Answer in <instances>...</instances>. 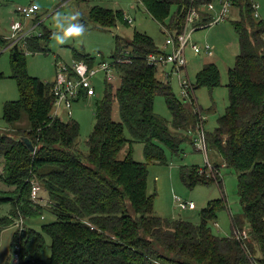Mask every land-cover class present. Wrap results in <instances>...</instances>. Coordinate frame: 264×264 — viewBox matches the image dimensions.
Listing matches in <instances>:
<instances>
[{
    "label": "trees",
    "instance_id": "16d2710c",
    "mask_svg": "<svg viewBox=\"0 0 264 264\" xmlns=\"http://www.w3.org/2000/svg\"><path fill=\"white\" fill-rule=\"evenodd\" d=\"M139 1L155 21L177 36L183 33L191 8L200 13L196 25L204 26L197 30L210 27L206 25L214 19L206 9L213 0ZM254 4L234 0L230 9L236 7L240 12L234 26L241 53L228 72L230 104L213 132H205L203 109L192 96L201 88L221 86L218 66L206 64L197 74L191 103L181 101L148 62L150 55L165 52L151 36L135 31L131 40L115 37L112 59L129 51L131 63L117 65L121 77L117 88L106 84L104 97L97 102L88 153H83L77 146L79 123L51 117L54 83L31 77L27 71L25 50L48 53L51 34L44 32L29 39L25 48L12 49V78L21 97L5 104L3 120L9 129L0 132V183L6 187L0 188V207L11 205L9 214L0 217V234L18 219L42 216L45 210L56 217L41 232L17 230L13 246L15 253L20 246V264H264V22L256 20L260 17H256ZM173 6L177 12L166 25ZM125 17L124 11L99 6L90 11L91 21L105 29L130 25ZM201 48L206 51L205 46ZM74 60L91 67L96 62L80 53L74 54ZM157 96L165 98L175 132L155 113ZM116 103L121 122L113 119ZM201 127L207 148L223 163H215L209 172L208 167L182 166L180 177L191 189L215 183L223 188L221 164L238 173L243 215L232 217L231 237L216 236L209 226L227 208L225 199L208 202L200 213L201 224L193 225L156 215L154 196L148 194V166L167 165L165 148L178 153L186 139L183 131L198 135ZM21 138L31 140L34 153ZM134 143L144 145L146 162L133 158ZM126 147L127 154L120 159ZM33 182L47 194V208L32 201ZM47 249L50 255L45 258Z\"/></svg>",
    "mask_w": 264,
    "mask_h": 264
},
{
    "label": "rangeland",
    "instance_id": "374dc122",
    "mask_svg": "<svg viewBox=\"0 0 264 264\" xmlns=\"http://www.w3.org/2000/svg\"><path fill=\"white\" fill-rule=\"evenodd\" d=\"M252 2L259 5L258 14L260 18H256V20L264 22V0H252ZM32 4H36L40 8L38 15L34 18L25 19V17L17 13L18 8L28 7ZM212 4L215 6V10L208 13L212 17L217 18L220 11V2L219 0H213ZM95 6L113 11H124L126 16L134 19V23L128 26L118 24L116 27L108 29L98 27L90 19V11ZM176 12L177 6H173L171 14L165 22L166 25L170 24ZM77 13L79 15L76 21L67 18V16ZM57 17H64L62 22L65 27L70 23L84 25L83 33L79 37L65 38L63 29L57 28ZM37 20L40 22L37 27V34L49 32L52 37L48 43V53H29L25 50L27 71L31 77L39 78L48 83H53L56 80L57 63L72 66L75 61V53L90 55L95 58L96 69L103 62H113L112 56L116 47L115 37L119 36L125 40H131L135 31L151 36L163 52L169 51L165 47L166 35L163 32L164 26L150 16L139 0H0V132H5L9 129V125L3 120L5 104L18 101L21 97L18 83L16 79L12 78V54L10 49H8L12 42V25L17 21H22L24 28L29 29L37 23ZM239 20L240 12L234 7L233 11L231 10L227 15L225 22L194 32L191 42L201 47L209 45L213 51L212 57L206 55L205 51L195 54L190 48L187 50V72L183 71L180 77L183 80H187L193 87L196 85L198 72L206 64H216L221 73L220 87L214 90L204 87L194 91L192 96L196 106L203 109L205 132H213L217 128L219 118L225 114L230 104L229 90L227 88L229 82L228 72L229 69L234 67L236 58L241 53L239 36L234 26V22ZM166 29L170 32L168 28ZM55 37L64 38L65 42L61 44ZM2 40L6 44H2ZM164 72L170 76L164 78L162 75ZM158 78L161 81L170 83L172 91L178 99L181 101L187 99L188 103H191L190 98L184 97L179 76L176 72H173L172 65L159 67ZM93 81L96 87V96L83 98L75 102L72 108V117L64 116L63 118L66 122L74 120L79 123L80 136L77 146L83 153H88V140L96 125L97 102L103 99L107 84L103 73H99ZM120 82L114 85L115 88L120 85ZM154 111L157 115L164 118L169 123L170 129L175 132V129L172 128L173 117L163 96L156 97ZM113 119L116 122H121L117 103L114 106ZM25 125L28 124L25 123ZM125 133L126 137L131 139L129 131L126 130ZM182 134L186 136V139L181 143L178 153H173L168 148H165V154L168 159L167 165L153 163L148 166V194L154 196V211L156 215L169 222L185 221L193 225H200V213L208 202L223 198L227 202V208L219 213L218 219L211 222L209 226L216 236L231 237L233 233L232 217L237 216L240 218L243 215V207L239 195L238 173L234 169L221 164L219 174L223 181V188H220L217 183L211 186L198 185L192 189L187 187L180 177V168L182 166L208 167L209 172L215 163H221L222 161L215 155L216 152L214 150L207 148V156L198 150L196 134H189L186 130ZM127 149L128 147L120 153V159L125 158ZM132 150L135 161L146 162L142 143H134ZM0 188L4 189L6 187L0 183ZM41 197L43 202L39 204L47 208L49 204L47 194L41 192ZM177 199H180L181 202H193L197 209L182 210L178 206ZM10 210L11 205L4 206V211L0 212V217L8 215ZM23 220L25 228L41 232L42 226L54 222L56 217L45 210L42 216L23 218ZM18 229V227L13 226L0 234V264H14L13 236ZM246 234L248 235V228L244 230V239H246ZM49 255L50 250L47 249L44 257L47 258Z\"/></svg>",
    "mask_w": 264,
    "mask_h": 264
},
{
    "label": "built area",
    "instance_id": "2783aa9c",
    "mask_svg": "<svg viewBox=\"0 0 264 264\" xmlns=\"http://www.w3.org/2000/svg\"><path fill=\"white\" fill-rule=\"evenodd\" d=\"M234 0H219L220 2V11L217 18H214L206 26H214L221 22H225L227 15L230 12L232 3ZM34 4L28 7H20L17 9V13L20 16L25 17V19H31L38 15L39 7L34 8ZM36 5V4H35ZM208 11H214L215 6L210 3L206 6ZM254 9L256 10V17H260L258 14L259 5L254 4ZM130 25L134 23V19L129 16L125 17ZM200 21V13L196 8H191L187 14L185 29L183 34H177L175 32H169L164 27V34L166 35L165 47L169 50L163 54L159 55H150L148 62L151 65L156 66L159 70V67H164L168 65L173 66V72H176L179 76L180 83L183 89V94L185 98L190 97L193 86L187 81L183 80L181 74L186 70L188 66L187 60V50L190 48L195 54L201 53L203 49L197 44H193L192 36L198 28L204 26H197V22ZM40 25V22H37L29 29L24 28L22 21H17L12 25V42L11 47L21 46L26 47L27 41L33 37H40L42 34H37V27ZM205 51L208 55H212V48L210 46H205ZM130 52L125 51L121 58L113 60L111 63L103 62L96 69L95 66L91 67L89 64L83 61H74L72 66L64 65L62 63H57L56 65V80L53 86L54 94V110L52 112L53 119H61L64 121V116L71 118L72 117V108L75 102L84 98H93L96 96V87L93 79L99 74L103 73L105 75V81L107 84H116L121 81V77L117 70L118 64H130ZM164 78H168L170 75L167 73L162 74ZM198 150L205 153L207 156V144L206 137L203 127L198 131ZM211 166V164L209 163ZM208 165V166H209ZM213 168L211 167L209 171ZM42 188L38 183L33 182L32 187V201L36 204L43 202L41 197ZM178 206L182 210H194L196 205L193 202H181L180 199H177ZM15 226L19 228L20 231L25 229L24 220L20 218L16 221ZM20 246L16 247L15 261L14 264H20Z\"/></svg>",
    "mask_w": 264,
    "mask_h": 264
},
{
    "label": "clouds",
    "instance_id": "9594fccd",
    "mask_svg": "<svg viewBox=\"0 0 264 264\" xmlns=\"http://www.w3.org/2000/svg\"><path fill=\"white\" fill-rule=\"evenodd\" d=\"M33 7L36 8L38 7V5L34 4ZM78 15H79L78 13L72 14V15L67 16V18L69 20L76 21ZM63 19L64 17H57L56 24H57L58 29H63L65 38L72 37V36L79 37L83 33L84 25H81L79 23H70L67 27H65L64 23L62 22ZM55 39L61 44L65 42L64 38H61V37H55Z\"/></svg>",
    "mask_w": 264,
    "mask_h": 264
},
{
    "label": "water",
    "instance_id": "95a60500",
    "mask_svg": "<svg viewBox=\"0 0 264 264\" xmlns=\"http://www.w3.org/2000/svg\"><path fill=\"white\" fill-rule=\"evenodd\" d=\"M21 141L29 148V150L32 153L35 152V148H34L32 142H31V140H29L28 138H21ZM5 198L12 199V200L16 199L15 197H5Z\"/></svg>",
    "mask_w": 264,
    "mask_h": 264
},
{
    "label": "crops",
    "instance_id": "0c3cea01",
    "mask_svg": "<svg viewBox=\"0 0 264 264\" xmlns=\"http://www.w3.org/2000/svg\"><path fill=\"white\" fill-rule=\"evenodd\" d=\"M232 11H233V8H232ZM39 21V20H38ZM37 21V22H38ZM31 28V27H30ZM164 32V31H163ZM4 41V40H3ZM8 49H10V51H11V54H12V49H13V47H11V45H9V48ZM210 57H212V56H210ZM54 83V82H53ZM80 101V100H79ZM66 122V121H65ZM198 167H200V166H198ZM6 206V205H5ZM196 209H197V207H196ZM196 209H194V210H196ZM1 211H4V206H2V207H0V212ZM9 211V210H8ZM6 216V215H5Z\"/></svg>",
    "mask_w": 264,
    "mask_h": 264
},
{
    "label": "bare ground",
    "instance_id": "6f19581e",
    "mask_svg": "<svg viewBox=\"0 0 264 264\" xmlns=\"http://www.w3.org/2000/svg\"><path fill=\"white\" fill-rule=\"evenodd\" d=\"M192 124V123H191ZM196 125V124H195ZM192 130V129H191ZM208 147V146H207Z\"/></svg>",
    "mask_w": 264,
    "mask_h": 264
}]
</instances>
